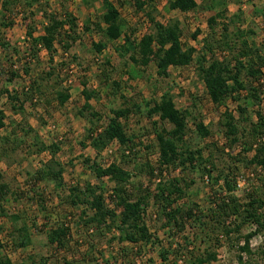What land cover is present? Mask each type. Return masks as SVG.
Listing matches in <instances>:
<instances>
[{
    "label": "rangeland",
    "instance_id": "1",
    "mask_svg": "<svg viewBox=\"0 0 264 264\" xmlns=\"http://www.w3.org/2000/svg\"><path fill=\"white\" fill-rule=\"evenodd\" d=\"M11 1L7 8L0 3V40L8 45L6 49L0 47V110L6 116L0 130V176L9 189L0 202L5 211L0 212L2 255L13 264H161L160 253L165 251L167 264H197L196 258H208L209 254L216 259L206 264H264V228L250 240V253L241 250L247 236L259 229L254 221L248 222L245 211L238 217L221 218V226L213 218H203L208 223L205 229L190 221L185 231L179 233L164 228L160 208L152 198L145 222L160 242L152 248L122 242L120 232L112 225L111 229H94L89 233L83 213L93 212L86 204L74 207L69 199L71 188L85 191L91 185L101 188L99 193L103 192L107 205L115 209L114 182L98 179L94 171L116 164L132 174L129 188L134 197L153 193L159 179H179L187 195L178 206L195 204L200 210L197 214L203 212L204 216L229 196L225 179L235 186L233 194L243 210H253L249 206L253 199L264 201V171L252 163L256 149L245 151V143L252 141L257 114L264 117V102L260 107H249L248 120L244 121L234 102L215 106L199 75L198 63L201 56L207 58L206 65L212 59L234 58L242 33L253 48L264 51V0H221L225 5L213 11L203 8L218 0H196L201 8L187 14L170 10L169 4L174 0H156L147 10L162 24L179 21L184 47L196 50L191 65L172 67L166 77L158 75L155 62L143 67L130 60L132 53L122 54L126 36L138 42L153 33L145 15L135 13L132 0H110L118 6L124 22V35L114 43L108 42L97 27L104 15L105 0H41L31 6V0ZM47 14L60 20L72 15L78 25V40L73 43L61 35L62 43H56L53 55L38 42L45 35ZM218 14L224 16L211 28L209 20ZM85 26L90 30L86 31ZM224 26L232 45L237 46L234 52L219 47ZM99 43L105 44L102 53L94 47ZM248 85L251 86L250 82ZM84 90L91 94L89 101ZM66 92L71 99L61 106L58 93ZM165 95L174 99L178 109L189 112L187 143L193 151L203 152L207 163L202 168L160 167L156 131L170 130L172 126L149 111ZM11 96L18 100L12 101ZM120 110L129 111L122 123L133 141L127 146L115 141L97 151L89 139L91 132L100 134L113 112ZM227 112L238 121V144L226 136ZM199 122L211 132L206 139L196 132ZM53 144L61 149L54 160L47 150ZM42 147L46 149L41 151ZM55 162L64 169L62 190L55 189L50 181H34L46 164L56 169ZM148 165L155 170V177L149 175ZM205 168L213 170L210 176ZM258 207L255 205L254 209ZM258 212L264 224V207H259ZM224 222L228 228L225 231ZM62 224L70 229L66 246H51L48 233ZM24 225L31 243L23 248V234L17 230Z\"/></svg>",
    "mask_w": 264,
    "mask_h": 264
},
{
    "label": "trees",
    "instance_id": "2",
    "mask_svg": "<svg viewBox=\"0 0 264 264\" xmlns=\"http://www.w3.org/2000/svg\"><path fill=\"white\" fill-rule=\"evenodd\" d=\"M41 0H31L28 5L31 6L34 3H38ZM132 8L135 13H143L148 19V22L153 28V33L143 36L138 42L132 41L130 37L126 36V43L122 46V54H131L130 60L143 67H148L152 62L156 63L157 72L160 77H166L168 71L172 67H186L192 64L196 50L194 48L186 49L182 43V30L181 23L179 21H173L168 24H162L156 21L152 12H149L148 7L155 4L156 0H132ZM252 1V0H251ZM34 2V3H33ZM3 7L7 8L12 3L11 0H0ZM225 3L221 0L216 1L212 6H207L203 9L207 11H213L218 7L224 6ZM169 8L172 11H179L187 14L194 12L201 7L196 0H174L170 2ZM104 15L102 16L99 24H97L100 33L105 35L108 42L114 43L119 41L124 35V22L121 12L118 6L110 0L104 2ZM154 9V8H153ZM224 16L218 14L209 20V26L214 28L217 25L219 17ZM48 24L45 28V35L40 38V42L43 47L53 55L55 51L56 43H62L60 37L64 35L68 37L73 43H75L78 33L77 19L72 15H67L66 20H60L57 16L47 14ZM7 26V25H6ZM85 30L89 31L90 27L85 26ZM33 29H31L30 35H33ZM227 27L224 26V38L219 42V47L224 50L234 52L236 47L232 45V41L227 36ZM198 33L194 36L196 39ZM242 39L240 49L234 58L230 60H216L212 59L208 65H206L207 58L201 56L198 58L199 63V75L203 79L207 93L211 102L217 107H224L228 102H234L238 105V110L242 116L241 119L248 120V109L252 105H258L259 107L264 102V51L259 48H253L250 42L245 38V34L239 35ZM247 37V36H246ZM0 47L6 49L7 44L2 43L0 40ZM98 53H102L105 49V44L99 43L94 45ZM210 50H214L211 45L208 46ZM70 49V46H67ZM250 82V85L248 83ZM118 86V84H116ZM256 85V86H254ZM85 86V85H84ZM86 88V87H85ZM33 90V88H31ZM40 88L37 89V91ZM83 95L87 100L91 99V94H88L84 90ZM71 96L68 92L58 93V101L61 106L65 105ZM12 101H17V96H11ZM243 102V104H242ZM244 105V106H243ZM151 115L158 116L164 123L170 124L172 129H162L156 131L158 156L161 168H179L180 166H192V168H202L204 163L203 152L201 150L193 151V149L187 143L188 135V118L189 112L182 111L177 108L174 99L170 95L162 97L159 103L155 105L149 111ZM129 111L120 110L114 111L113 117L109 120L106 128L100 133L96 134V131L91 132L89 138L93 147L101 152L106 149L111 143L118 141L122 146H127L128 143L133 141V138H129L124 129L122 119L127 117ZM258 122L253 123L252 128V141L245 143V151L250 152L256 149V156L254 157L253 164L257 165V168L264 171V117L259 112ZM6 119L5 113L0 110V130L4 127V121ZM226 136L233 144L241 142L239 137V124L233 113L225 114ZM196 132L201 139H206L211 135L209 129L204 126L202 122L196 124ZM8 138H5L7 140ZM46 148L42 147L41 151ZM51 156L54 158L58 152L61 151L59 145L53 144L48 148ZM52 160V161H53ZM55 167L45 165V169L41 170L38 175V179L34 181H50L54 183L55 189H64L63 174L64 169L58 162H55ZM149 168V175L155 177V170L151 166ZM139 170V169H138ZM142 171V169H140ZM163 171V170H162ZM207 175H211V169L205 168ZM96 177L100 180L104 178L111 179L115 187L113 189V200L116 204L115 209H111L107 205L101 188L92 187L88 185L85 191L80 188H71L69 193L70 203L74 207L86 204L89 211L93 212V215H88L87 212L83 214L87 217L84 222L89 233L94 229H111L116 227L120 232V240L122 242L131 243L134 245H142L144 247H158L160 244L159 239L151 234L145 222V216L151 199H154L155 204L160 208L162 218L164 219V228L171 231L177 230L179 233L185 231L188 222L195 221L199 223L203 229L208 227V223H204L203 218H213L218 223H221V218L238 217L245 211L249 215L248 222L254 221L258 226L256 234L247 236L245 246L241 249L242 252L250 253V240L253 239L264 228L262 223V217L258 212V208L264 207V201L253 199L250 203V207L255 211L243 210L238 204V199L234 196L235 186H232L228 179H225V186L228 189L229 196L223 198V200L215 205L214 209H211L210 214L204 216L203 212L197 214L199 207L192 204L191 207H187L185 203L178 206L180 201L186 197V191L181 186L179 179H173L165 181L163 179L158 180V184L155 190L151 194H143L138 197H134L131 194L129 188L132 174L124 170L121 166L112 164L109 167L95 168ZM208 176V177H209ZM3 178L0 176V202L4 201L9 193L8 187L3 184ZM137 190L140 187L136 188ZM258 205L257 209L254 206ZM200 211V210H199ZM0 212L3 214L4 208L0 205ZM120 212V214H118ZM15 221H19V218H14ZM112 225V226H111ZM224 231L228 228L223 223ZM23 234L20 247H26L30 245L31 238L28 228L24 225L21 229L17 230ZM230 234V231H227ZM70 235V229L66 224H62L58 228H53L48 233V242L51 246L65 247L66 241ZM4 245L0 240V264H13L12 260L2 255ZM262 260L264 263V245L262 249ZM208 256V255H207ZM161 264H167L169 261L168 253L161 252ZM216 259V256L209 254L208 258H196L197 264L210 263L211 260ZM65 264H71L66 262Z\"/></svg>",
    "mask_w": 264,
    "mask_h": 264
}]
</instances>
